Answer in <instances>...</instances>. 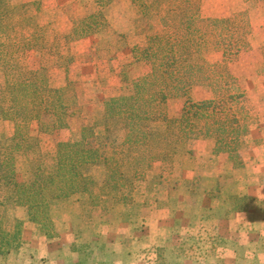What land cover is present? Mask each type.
<instances>
[{
  "label": "rangeland",
  "instance_id": "obj_1",
  "mask_svg": "<svg viewBox=\"0 0 264 264\" xmlns=\"http://www.w3.org/2000/svg\"><path fill=\"white\" fill-rule=\"evenodd\" d=\"M6 1L11 6L30 4L27 14L32 17L31 25L35 22L42 26L47 39L55 41L52 45L56 47L55 54L52 52L48 62V84L64 88L62 101L44 109L39 121L30 123L27 130L32 141L30 149L16 155V178L29 182L39 163L52 164L57 143L79 141L81 125L93 124L101 118L108 98L131 92L134 78H126L130 67L124 68L126 62L135 65L141 74L148 71V66L136 62L132 54L134 45L145 44V36L141 33L140 12L130 0H115L101 9L93 0ZM98 10L105 15L106 24L89 36L74 39L73 28L87 14ZM200 11L204 17L213 19L230 18L245 11L251 25L248 35L251 49L230 65L246 94L248 131L243 140L244 149L240 150L244 162L248 154L254 153L257 144L247 142L250 127L264 115V4L254 0H200ZM19 58L23 69L34 70L41 53L36 49L23 51ZM207 59L214 62L220 55L210 54ZM81 63H88L92 68L98 64L96 71L92 69L93 78H81L82 71L87 70ZM3 73L0 66V89L4 86ZM100 86L113 96L105 99L95 96V88ZM192 97L204 100L210 93L204 87H197ZM182 105V99L170 101L169 116L178 118ZM164 127L163 122L152 123L154 130ZM13 134L14 122L0 115V140L10 139ZM114 139L120 142L122 135L117 134ZM209 149H212L211 141L191 140L188 153L173 165L172 171L163 173L159 164L154 165L153 172L135 184L132 197H126V203L121 201L122 195L112 197L105 186L107 169L103 164L89 167L86 174L96 181L94 193L98 197L68 194L52 200L50 210L56 234L51 238L41 234L28 220L25 208L12 204L0 208L4 231H11L17 221L22 222L20 247L0 256V264H194L195 261L216 264L212 256L220 260L219 264H246L243 250L236 255L237 261L226 263L235 254H227L222 243L215 251L203 248L204 243L199 249L203 240L211 239L206 235L203 239L196 236L198 228L203 226H194L191 210L195 197L213 198L218 203V212L222 210L226 214L244 204L235 198L241 197L237 195L236 183L243 168L234 167L226 153L216 156ZM217 166L230 172L221 175L219 180L210 178L209 172ZM160 173L162 178H158ZM94 202L98 204L94 206ZM169 208L171 213L166 211ZM261 253L264 252L261 250ZM261 253L256 255V264H264L259 261ZM197 256L202 259L198 260Z\"/></svg>",
  "mask_w": 264,
  "mask_h": 264
},
{
  "label": "trees",
  "instance_id": "obj_2",
  "mask_svg": "<svg viewBox=\"0 0 264 264\" xmlns=\"http://www.w3.org/2000/svg\"><path fill=\"white\" fill-rule=\"evenodd\" d=\"M93 1L101 9L115 0ZM130 1L140 12L145 36L144 45L133 46V58L147 65L148 71L133 79L131 92L108 98L101 118L81 125L79 141L57 143L52 164L39 163L32 181L20 182L15 159L17 153L30 149L28 127L39 121L44 109L62 101L64 88L48 84L55 41L47 39L42 26L31 25L30 4L11 6L0 0V66L4 72L0 115L14 122L13 136L0 140V208L8 204L25 208L28 220L48 238L56 234L52 200L68 194L98 197L96 181L86 174L93 165L105 166V186L112 197L122 195L120 200L125 203L154 165L159 164L163 173L172 171L188 153L191 140L211 141L210 153H226L234 167H244L240 150L248 131L246 94L230 65L251 49L247 13L213 19L202 15L200 0ZM254 1L264 4V0ZM105 24L101 10L89 13L73 28V38L89 36ZM34 49L41 53L39 65L25 70L20 53ZM214 53L220 59L209 61L207 56ZM197 87L207 89L210 97L194 100ZM175 99H182L183 105L179 117L171 118L168 105ZM155 122H163L164 129L154 130ZM117 134L122 135L120 142L114 139ZM1 217L0 256H4L20 247L22 222L4 231Z\"/></svg>",
  "mask_w": 264,
  "mask_h": 264
},
{
  "label": "crops",
  "instance_id": "obj_3",
  "mask_svg": "<svg viewBox=\"0 0 264 264\" xmlns=\"http://www.w3.org/2000/svg\"><path fill=\"white\" fill-rule=\"evenodd\" d=\"M126 63L127 65L124 68H128L130 65L128 72H126L127 74L129 73V75L126 74L127 79H133L141 74L131 62L128 61ZM80 65L82 68L84 66L87 67L86 72L82 71L84 76L81 78L83 80L90 77L93 78L92 69L96 71L98 64L96 63L93 68L88 63H81ZM102 66L105 67L106 65L103 64ZM95 89V96L104 99L107 96H113V94L109 95L107 93V88L102 89L100 86ZM247 142L251 144L257 142V144H255L254 153L246 156L244 160L245 166L240 170L242 175L237 178V195L241 197L236 198L244 199L242 208L227 214L220 210V213L218 212V203L213 198L195 197L196 201L191 210L194 226L199 227V224L203 226L198 228L196 236L203 239L202 236L206 235L208 240L211 239L208 241L209 243L203 240L204 242H201L199 249L202 248L204 243L203 248L207 247L215 251L220 248L219 245L222 243V249L227 254H235V256L228 257L225 261L226 263L237 261L238 256L236 255L243 250L245 252L244 256H246V264H256L258 262L257 253H261V250L264 252V115L258 118L254 125L250 127ZM224 168L217 166L212 172H209V177L219 180L221 175L230 172H226ZM166 211L168 213L172 212L170 208L166 209ZM164 232H167L165 228ZM261 255L260 258L262 257V260L259 259L260 263L264 262V253H261ZM244 256L243 258L245 259ZM212 257L215 258L213 262H216V264L221 263L217 257ZM196 258L198 260L202 259L200 256ZM197 263L200 264V262H194V264Z\"/></svg>",
  "mask_w": 264,
  "mask_h": 264
}]
</instances>
